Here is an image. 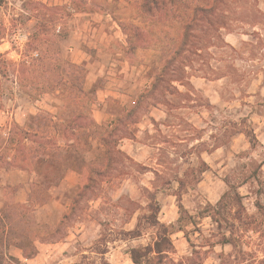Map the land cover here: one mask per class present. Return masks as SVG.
<instances>
[{"label": "rangeland", "instance_id": "rangeland-1", "mask_svg": "<svg viewBox=\"0 0 264 264\" xmlns=\"http://www.w3.org/2000/svg\"><path fill=\"white\" fill-rule=\"evenodd\" d=\"M27 1L30 0H8L10 13L22 10ZM38 1L48 6L74 7L73 0ZM125 6L127 2L119 0V7ZM8 15L6 11L2 13L5 22ZM73 15L69 39L62 45L64 55L86 66L90 87L92 84L101 87L97 102L91 105L92 116L105 111L115 123L116 117L135 106L150 88L163 67L162 54L154 49L127 53L125 37L111 16L81 10ZM229 16L239 21L231 20L233 32L223 31L222 41L213 40L192 72V85L179 86L180 93L172 91L166 96L167 104L147 107L145 101L141 105L139 123L130 129L136 137L134 150L142 162L126 161L113 183L104 186L103 193L97 192L95 200H84L75 207L51 246L42 248L50 256L46 264H133L131 250L146 247L155 239V231L144 221L139 222L140 217L151 215L153 198L162 207L160 223L169 225L168 221L173 220L175 225L180 217L177 196L187 213L197 217L207 204H215L228 190L225 181L229 177L242 181L251 174L249 165L253 162L261 165L258 179L250 180L239 192L247 214H257V200L264 205V0H238L231 5ZM35 24V20L28 23L25 32H32ZM26 40L22 35L15 39L16 50L5 41L0 52L7 60L17 61V49ZM53 103L56 101L51 94L37 103L6 96L0 99V151L14 122L23 126L40 111H54ZM151 113L157 118L166 114L165 120L153 125ZM103 126L109 130L113 127ZM244 131L250 133L252 140L241 134ZM123 145L128 149L132 143ZM103 154V147L93 140L86 161H95ZM202 161L211 170L200 176ZM188 163L192 164L191 171L189 177H184ZM144 165L158 174L146 173ZM177 179H183L182 187ZM27 184L18 193L21 202L30 200L31 189ZM77 193L76 188H51L52 200L48 204L56 208L51 216H46L41 213L43 206H38L35 210L38 223L57 227L60 214L68 212ZM2 199L0 191V207ZM56 199L58 203L54 204ZM198 224L197 230L185 223L190 242L183 233L172 236L176 253L171 258L177 262L193 257L195 264H221V256L230 254L232 248L215 244L219 239L211 219L199 220ZM137 228L141 233L138 239L105 243L106 235L121 239L119 233ZM246 241L254 249L264 246L255 234H249ZM258 256L264 259L262 253Z\"/></svg>", "mask_w": 264, "mask_h": 264}, {"label": "trees", "instance_id": "trees-1", "mask_svg": "<svg viewBox=\"0 0 264 264\" xmlns=\"http://www.w3.org/2000/svg\"><path fill=\"white\" fill-rule=\"evenodd\" d=\"M124 1L127 6L120 8L119 0H73L74 7L48 6L30 0L19 12L10 13L8 0H0V46L8 41L16 50L15 39L21 35L27 38L23 47L17 49L19 60H7L0 52V99L6 96L11 100L37 103L46 94H51L56 101L52 104L54 111H40L30 116L23 126L14 122L0 151L1 171H20L34 176L30 183V200L26 203L18 202L16 198L19 186L3 189L0 264H23L10 255L11 248L19 249L25 260L36 258L39 254L37 245L53 243L62 223L69 219L76 206L84 200H95L97 192L103 193L104 186L113 183L126 161L133 162L121 149V143L135 139L130 128L139 123L137 116L141 105L145 101L147 107L167 104L166 96L172 91L180 93L179 86L192 85V72L213 45V40L222 41L223 31L232 33V22L239 21L229 16L231 5L238 0ZM80 10L111 16L125 37L127 53L154 49L162 54L163 67L150 88L142 93L135 106L116 117L111 130L99 125L91 114V105L97 102L101 87L95 84L90 87L86 66L70 61L63 52L62 45L70 36V19ZM4 11L9 14L7 22L2 19ZM33 20L36 21L33 31L26 33L27 24ZM241 134L252 140L250 133L244 131ZM93 140L103 147L104 154L87 162L86 155L92 149ZM191 165L188 163L184 177H189ZM202 166L198 171L200 176L210 171L203 161ZM260 169L261 165L253 162L249 165L251 174L242 181L238 177H229L225 181L228 190L216 204H207L197 217L187 213L177 196L180 217L175 225L160 223L161 207L153 198V206L149 207L151 215L140 217L139 222L144 221L155 231V239L146 247L131 250L133 264H193V257H184L177 262L171 258L176 253L172 236L180 232L190 242L185 223L197 229L198 221L207 218L217 230L219 240L215 244L232 248L230 254L221 256V264H264V259L258 256L259 253L264 255V246L254 249L246 241L249 234H255L264 242V205L257 200V214H247L239 192L250 180L258 179ZM70 171L82 176L70 209L55 229L41 225L35 217L36 208L52 200L50 189L59 186ZM183 182V179H177L180 187ZM106 236L105 243L109 244L138 239L141 233L137 228L119 233L121 239ZM209 246L213 249L212 244Z\"/></svg>", "mask_w": 264, "mask_h": 264}, {"label": "crops", "instance_id": "crops-1", "mask_svg": "<svg viewBox=\"0 0 264 264\" xmlns=\"http://www.w3.org/2000/svg\"><path fill=\"white\" fill-rule=\"evenodd\" d=\"M131 107H128L126 110L124 109V112H126L128 109H130ZM155 111H158L160 113H164L163 111H161L160 109H157V108H154ZM99 113V116L98 115H95L94 114V119L95 121L99 124V125H108L110 124L111 127L114 125V119L113 117L112 118H109L108 114H105V111H101L100 112L98 111ZM150 120L151 122L154 124L156 123H160V121L162 120H165V116L166 114H164V117H160V118H157L154 116V113H151L150 114ZM99 118V119H98ZM136 140V137L135 139L133 140H124L122 143H121V149L132 159L134 160L135 162L137 163H141L142 161L138 158V156L136 155V152L134 150V146L133 144ZM124 142H131L132 145L130 146V148L127 149L126 146L123 145ZM146 169V173H153L155 174V176L158 174V171L157 170H152L150 166H147V165H144ZM211 170V169H210ZM34 176H30L28 175L27 173L25 172H20V171H11V172H4V171H1L0 170V191L2 192L3 194V189L5 187H15V186H19L20 189L24 187V185H30L31 183V180L33 179ZM82 180V176L76 172H73V171H70L67 173L65 179L61 182V184L59 186H57L56 188H67V189H74V188H77L78 185L80 184ZM19 189V191H20ZM18 191V193H19ZM18 193H17V200H18ZM52 196V195H51ZM220 199V198H219ZM2 202H3V199H2ZM1 202V203H2ZM18 202H21L18 200ZM28 202V200L26 201H23L21 203H26ZM218 202V201H217ZM216 202V203H217ZM50 203V202H49ZM58 201L57 199L54 201V204H57ZM215 203V204H216ZM3 204V203H2ZM2 207V205H1ZM0 207V209H1ZM53 208H56L55 207H49V204H46V205H43L42 207V214H45L46 216L50 215L53 213L52 210ZM46 210V211H45ZM54 211V210H53ZM161 212H162V207H161ZM161 212H160V215H161ZM65 213H61L60 216L62 218V216L64 215ZM45 219H48V217H46ZM160 220V219H159ZM173 220H169L168 221V224L171 225L173 224ZM52 229H55V227H51ZM48 246H51L50 244H38L37 247H38V250H39V254L36 258L32 259V260H25L23 259L22 257V252L19 250V249H16V248H11L10 250V255H12L13 257L19 259L20 261L23 262V264H46V260L50 257V256H46V254L44 253V247H48Z\"/></svg>", "mask_w": 264, "mask_h": 264}]
</instances>
